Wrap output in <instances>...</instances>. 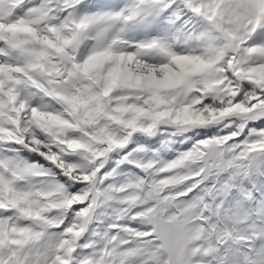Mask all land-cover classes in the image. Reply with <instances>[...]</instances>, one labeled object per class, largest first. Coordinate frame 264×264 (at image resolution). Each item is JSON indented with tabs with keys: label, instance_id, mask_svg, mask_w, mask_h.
I'll list each match as a JSON object with an SVG mask.
<instances>
[{
	"label": "snow or ice",
	"instance_id": "1",
	"mask_svg": "<svg viewBox=\"0 0 264 264\" xmlns=\"http://www.w3.org/2000/svg\"><path fill=\"white\" fill-rule=\"evenodd\" d=\"M0 264H264V0H0Z\"/></svg>",
	"mask_w": 264,
	"mask_h": 264
}]
</instances>
